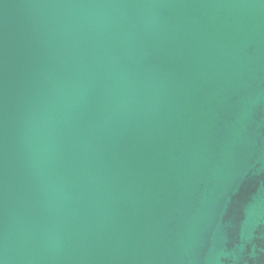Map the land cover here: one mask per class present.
<instances>
[{"label":"water","instance_id":"obj_1","mask_svg":"<svg viewBox=\"0 0 264 264\" xmlns=\"http://www.w3.org/2000/svg\"><path fill=\"white\" fill-rule=\"evenodd\" d=\"M0 264H264V0H0Z\"/></svg>","mask_w":264,"mask_h":264}]
</instances>
